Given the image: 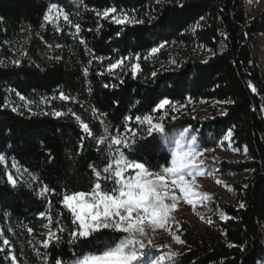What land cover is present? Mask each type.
<instances>
[{
    "label": "trees",
    "instance_id": "trees-1",
    "mask_svg": "<svg viewBox=\"0 0 264 264\" xmlns=\"http://www.w3.org/2000/svg\"><path fill=\"white\" fill-rule=\"evenodd\" d=\"M52 4L68 14L73 24L81 25L78 35H72L75 28L64 20L59 31L45 22ZM108 7L144 23L117 25L93 11ZM258 34H264V10L248 15L245 0H161L159 4L156 0H0V155L14 160L30 176L13 186L0 164V245L7 238L11 246L0 251V264H11L9 252L18 264H44L37 252L48 255L47 264H55L57 257L71 261L81 252L96 250L80 242L70 245L68 232H58L55 224L57 213H63V225L71 227V216L59 203L63 194L90 191L94 176L89 165L101 169L109 162L107 144L98 147L68 109L98 136L101 119L120 126L122 132L124 116L149 113L164 97L179 103L227 99L235 103L221 105L226 115L192 116L167 110L168 143L161 134L147 136L133 120L130 126L139 128L143 138L137 137L134 147L126 150L129 159L157 169L168 159L171 139L184 128L203 148L219 145L232 128L233 144L247 147L245 159L216 164L220 172H249L245 184L234 183L236 198L245 206L218 199L217 207L230 219H215L214 230L204 235L180 220L177 234L184 241L178 251L183 253L182 264H264V72ZM81 38L95 56L105 58L103 63L93 60L88 64L92 57ZM165 41L159 52L149 55L150 48ZM173 45L183 46L184 54H173ZM197 48L216 54L208 51L201 59L195 54ZM21 50L27 55L20 56ZM137 54L140 71L135 78L130 65L112 74L106 71L110 61L136 58ZM16 59L19 66L12 63ZM249 81L257 88L255 93ZM60 92L72 99H60ZM53 110L66 115L56 117L51 115ZM151 114L159 117L163 112ZM33 175L38 179L33 180ZM45 185L55 191L41 194ZM102 186L110 189L112 184L102 182ZM41 212L45 217L38 215ZM48 215L53 219L51 231L61 239L46 249L41 242L49 231L44 227ZM114 236L119 239L120 234L104 230L94 245L102 247Z\"/></svg>",
    "mask_w": 264,
    "mask_h": 264
},
{
    "label": "snow or ice",
    "instance_id": "snow-or-ice-1",
    "mask_svg": "<svg viewBox=\"0 0 264 264\" xmlns=\"http://www.w3.org/2000/svg\"><path fill=\"white\" fill-rule=\"evenodd\" d=\"M83 3V0H80ZM156 3H161V0H156ZM87 8V5H84ZM183 7L182 4L179 5ZM57 9V5L52 4L48 9V12L44 16L45 21H53V16L48 14ZM98 17L111 20L112 23L117 25L127 24H142L143 20L136 19L135 16H130L127 12L120 10L116 7H108L103 11L95 10ZM78 14V13H77ZM63 16V20L66 24L75 28V33L72 35L75 37L81 32V25L79 23L73 24L69 19L68 14L63 10H59L56 13L57 19L59 16ZM205 18L200 17L203 21ZM199 21L196 27H199ZM59 31V26L56 27ZM91 31V29H89ZM117 35H120L118 32ZM226 38V33L222 34ZM42 39V38H41ZM80 43L85 45V50L89 52L92 57L88 61L91 65L93 60H98L101 63L104 61V57L95 56L90 50L87 49L86 41L81 38ZM167 42H163L158 46H154L149 49V55L156 54L162 49ZM51 47V45H49ZM56 47H61L57 44ZM211 55H215L211 49L208 50ZM20 56H26L27 52L21 50ZM137 60L139 54H137ZM147 58V57H145ZM55 59L59 60L60 57ZM125 57L115 60V62H109L107 64L106 71L112 74L114 70L120 68L123 65ZM2 63V62H0ZM12 63L16 66L20 65V60H13ZM175 63V61H173ZM207 63V60L203 61ZM140 71L139 63L133 64L131 74L133 78L136 77L137 72ZM84 75L87 76L88 68L83 69ZM103 73H98L102 75ZM155 72L152 73L154 77ZM123 80H121V83ZM108 87V85H105ZM248 87L253 93L257 91V88L248 82ZM90 90V89H89ZM23 99V97H21ZM60 99L68 101L72 97L60 92ZM179 102H173L167 97L160 99L149 113L143 115H126L124 116L123 131H120V126H112L101 119L99 122L102 127L100 135H95L88 123L81 120L72 109H68V113L71 114L75 120L80 124L82 131L87 136L92 137L98 147L107 144L109 162L101 169H97L96 166L90 164L89 168L92 169L94 182L91 190L75 191L71 194H63L59 203L68 210L71 216V227L66 228L61 217L63 213H57L55 220L57 231L63 233L68 232L70 245H76L80 242L82 245H93L96 248L95 251H89L87 253L81 252L71 261H64L57 257L55 264H141V261H146V264H182L180 257L183 253L178 251H171L165 254L154 255V258L148 257L147 249L157 247L153 245L150 238L149 231H155L156 229H165L170 222L178 224L175 221L172 213L177 209L178 202L183 199L187 204L196 206V201H202L209 198V193L197 191V177L211 174V170L206 173L204 171L205 159L204 155L208 151H214V149H207L199 147L195 141L196 137L191 136L189 129L184 128L174 138L171 139L172 148L168 154L164 164L158 165L157 169L152 170L145 163L137 160L129 159L125 155L126 150L134 147L137 137L143 138L140 135V129L137 127H131V123L134 120L136 125L143 128L144 133L147 136L153 134H161L165 137L164 143L169 142V132L164 124V119L167 116V112L164 111L166 106L172 107L175 110L176 104ZM220 104H233L235 101L227 99L219 101ZM16 109L13 108V111ZM92 112L94 116L97 114V110L93 107ZM163 112L159 117H154L151 113ZM47 115L48 113H44ZM221 115H226V111H222ZM51 115L56 117L64 116L66 113L63 111L53 110ZM106 115V114H100ZM174 120L175 117H172ZM233 135V129L229 128L224 139L228 140ZM83 141H81V147ZM239 151V149H235ZM247 153V147L244 149ZM4 161V156L0 155V162ZM12 167H16L15 161L12 163ZM131 170V171H130ZM8 181L15 186V180L11 173H7ZM33 180H37L38 177L32 176ZM102 182L111 183L112 187L104 188ZM217 184L221 181L217 180ZM245 187H247L245 185ZM54 192V189H49L45 185L41 189V194L46 192ZM177 191L180 195H177ZM51 204V201H49ZM245 205L240 203L239 207L243 208ZM40 217H45V213L38 214ZM220 220L227 221L230 219L224 212H220ZM48 223L44 225L49 229L47 238L41 243L44 248L50 247L53 241L59 243L61 237L56 232L51 231L50 226L53 224L51 215L47 217ZM212 223L211 220L208 221ZM104 230L111 233L120 234L119 239L114 236L107 244L102 247L94 245V241L97 236ZM29 232L33 230L28 228ZM171 231V229H169ZM226 234V233H224ZM2 230H0V236H2ZM177 243L183 245L184 241L180 239L178 235L173 237ZM10 246V242L7 238L3 239L2 245H0V251H4V247ZM229 247H237L235 244L228 245ZM163 247V246H161ZM37 255L43 256L44 264H47L49 259L46 253H39ZM11 264H18L17 258L11 252Z\"/></svg>",
    "mask_w": 264,
    "mask_h": 264
},
{
    "label": "rangeland",
    "instance_id": "rangeland-1",
    "mask_svg": "<svg viewBox=\"0 0 264 264\" xmlns=\"http://www.w3.org/2000/svg\"><path fill=\"white\" fill-rule=\"evenodd\" d=\"M245 7L248 15H253L257 11L264 10V0H245ZM59 10L61 9L57 7V9L53 10L51 13H48L53 16L54 22L45 21L55 29L57 26H59L60 28L61 21L63 20L62 15L59 16V18L57 19L56 13ZM256 43L258 47V56L260 59V64L264 72V34L256 35ZM170 48H172L171 52L177 55H183L185 51V48L183 46L173 45ZM195 54L201 59H204L208 56V51L203 48H197L195 49ZM136 63L137 58H127L124 60L123 65L121 67H123L124 65H130V67L132 68V65ZM218 102L219 101L217 100H186L184 103L176 104L175 110H173L172 107L166 106L165 111L169 110L174 112H183L192 116H210L212 114L221 113L223 111L221 106L222 104ZM190 134L191 136H195L191 132ZM195 143L198 145L197 141H195ZM172 146L173 145H171V148ZM207 149H214V151H208L204 155V171L207 173L208 170H211V174H206L197 177V191L202 193H209V198L204 199L202 201H196L195 208H193L192 205L187 204L183 199H181L178 202L177 209L172 213L175 221H187L192 227L196 229L199 235H204L206 232L214 230V220H220V212L223 211L216 205L218 199H221L227 203L234 204L236 206L240 205L241 202L236 198L234 183L245 184L246 179L249 176L248 171H243L240 173L220 172L216 167V164L222 160L233 161L243 160L246 158L244 148L236 147L231 141V137L228 140H225L223 137L220 140L219 145H217L216 147H209ZM235 149H239V151H236ZM13 161L14 160L4 156V161L0 162V164L4 168L7 179V173H11L13 179L16 182L15 184H17L18 182H25L30 180L29 174L16 162V167H12ZM217 180H220L221 183L217 184ZM177 195H180L178 191ZM209 220L212 221L211 224L208 223ZM169 229H171V231H169ZM177 229L178 224L170 222L168 227L165 229H156L155 231H149L152 243L157 247L147 249L148 257L154 258V255L165 254L171 251H180L183 245L177 243V241L173 238L174 236L178 235ZM9 260L11 262L10 256ZM141 264H146V261H141Z\"/></svg>",
    "mask_w": 264,
    "mask_h": 264
}]
</instances>
